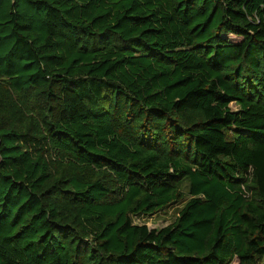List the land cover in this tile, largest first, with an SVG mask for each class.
<instances>
[{"label":"trees","instance_id":"16d2710c","mask_svg":"<svg viewBox=\"0 0 264 264\" xmlns=\"http://www.w3.org/2000/svg\"><path fill=\"white\" fill-rule=\"evenodd\" d=\"M263 258L264 0H0V264Z\"/></svg>","mask_w":264,"mask_h":264},{"label":"rangeland","instance_id":"374dc122","mask_svg":"<svg viewBox=\"0 0 264 264\" xmlns=\"http://www.w3.org/2000/svg\"><path fill=\"white\" fill-rule=\"evenodd\" d=\"M184 198L163 209L156 213L149 214V215H140V216H134L133 219L135 223L138 224H146L149 228H161L163 226L168 225L169 223L173 222L174 218L176 217V214L180 207L184 204V202L189 198V196L186 193V188L184 187ZM231 264H236V261L233 260ZM259 264H264V258Z\"/></svg>","mask_w":264,"mask_h":264}]
</instances>
